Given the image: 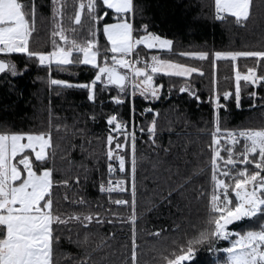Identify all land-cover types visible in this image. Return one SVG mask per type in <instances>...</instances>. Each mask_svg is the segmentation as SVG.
I'll list each match as a JSON object with an SVG mask.
<instances>
[{
	"label": "snow or ice",
	"instance_id": "obj_1",
	"mask_svg": "<svg viewBox=\"0 0 264 264\" xmlns=\"http://www.w3.org/2000/svg\"><path fill=\"white\" fill-rule=\"evenodd\" d=\"M213 6L216 19L231 16L244 27L255 15L264 17V0L259 4L256 0H213ZM44 8L49 10L50 50L42 45L43 33L38 27V22L45 19ZM110 12L115 14V22L105 19ZM144 12L142 0H48L47 4L41 0H0V74L16 77L29 70L27 63L16 62L13 57L17 54L44 66L48 73L53 68L69 71L79 65L91 66L95 72L88 82L50 75L38 79L65 90L86 89L87 99L93 104H102L98 92L115 85L122 95L111 96L110 100L123 104L139 93L149 102L143 112L153 116L147 127L138 125L133 103L127 121L116 114L104 117L109 128L103 141L107 179L99 181L98 191L105 196V203L87 198L86 192L79 194L85 191L94 170V163L85 161L98 163L91 147L94 133L89 127L98 119L95 111L61 117L48 99L42 128L21 130L0 121V264H195L194 258L201 250L224 254L223 258L215 255L212 264H264V126L225 128L220 114L221 109H227L229 99L241 107L242 80L245 85L264 87V66L259 74L257 67L264 61V47L211 53L213 89L208 99L214 102V116L211 127L197 135L210 137L205 147L213 187L206 214L193 224L192 200L205 198L206 194L201 192L197 197L195 188L191 193L188 189L203 172L196 163L203 149L193 151L192 134L176 132L171 126L169 132L177 141L170 139L165 147L159 137L160 110L151 107V102L170 98L174 88L200 101L202 97L189 78L193 74L203 76L204 69L171 58L168 54H174V41L150 31L148 23L137 30L135 19ZM100 35L106 38L104 45L100 44ZM141 45L156 51L142 57L138 50ZM175 54L199 60L210 57V52L204 50ZM241 57L253 58L256 64L244 72L236 66L234 90L221 93L215 61L235 62ZM158 75L169 77L167 87L162 80L157 82ZM173 78H181L183 83L177 85ZM98 83L102 87L98 88ZM247 95L264 100L256 91ZM176 119L184 118L177 115ZM137 132L148 133L144 143L149 151L138 150ZM76 151L79 160L74 156ZM58 159L63 162L60 167L56 166ZM146 181H151L154 188L149 190ZM230 189L235 198L229 194ZM70 190L78 193L75 199ZM148 191H152L151 197ZM159 203L169 206L172 224L152 231L138 227L141 215ZM120 206L129 209L126 217L119 211ZM246 219L260 222L243 232L229 227ZM117 222L130 224V246L114 243L115 233L99 231L102 225ZM65 240L71 248L63 246ZM220 240L230 241L229 246L218 247ZM122 248L127 249V256L122 255Z\"/></svg>",
	"mask_w": 264,
	"mask_h": 264
},
{
	"label": "trees",
	"instance_id": "obj_2",
	"mask_svg": "<svg viewBox=\"0 0 264 264\" xmlns=\"http://www.w3.org/2000/svg\"><path fill=\"white\" fill-rule=\"evenodd\" d=\"M42 3L47 4L48 0H41ZM259 4V0H256ZM145 6L143 16H137L135 19V27L139 30V26L143 23L149 24V30L164 35L174 41V54H168L171 58L180 61H187L193 64L200 65L204 69V75L199 76L193 74L189 78L195 89L198 90V95L202 97L197 101L190 93H180L175 88L172 90L171 97H162L158 101L151 102V107L160 110L158 124L161 131L159 132L160 142L167 147L169 140L177 141L175 135H171L169 127L171 126L176 132L187 131L192 134V139L195 143L192 145L193 151L203 149L201 157L196 161L203 168V172L197 177L192 188L188 189L191 193L193 188L196 189L197 197H200L201 192L206 194L205 198L192 200V210L190 219L195 224L204 217L208 208V197L211 195L212 182L211 171L208 167L209 151L205 147L210 140L206 134L197 135L200 130H207L211 127V122L214 116V102H209V96L213 89V68L211 53L215 51L227 50H260L264 47V17L255 15L244 27L235 22V19L229 16L226 20L216 19L214 17L213 0H142ZM45 19L38 22V27L41 28L43 35L40 37L41 43L49 50L51 43L48 36L47 14L48 8H44ZM107 22H115V14L110 12L109 17L105 18ZM67 22V20H66ZM41 25H43L41 27ZM142 35L143 32H140ZM100 44L104 45L106 38L103 35L99 36ZM139 52L146 57L149 53H154L156 50H146L140 48ZM189 50H204L210 52V57L206 60L185 58L175 53ZM19 65L27 63L29 70L22 75L12 77L11 75H2L0 77V121L7 125L21 129H36L44 127V121L47 119L46 108L48 99H51L52 107L56 113L61 117L71 118L74 114H84L90 111H95L97 114V121L90 124L91 132L94 133L92 150L98 157V163L88 160L86 163H94V170L89 177V183L84 186L85 191L80 192L84 195L86 192L87 198L91 200H99L100 203H105V196L98 191V183L101 179H107L106 158L104 156L103 141L106 137L109 128L105 122L104 117L109 114H116L118 119L129 120L132 116V105H135L136 123L147 127L153 116L151 113H144L143 109L149 106V102L145 101L139 93L134 98L130 97L125 103L117 104L110 100L111 96L122 95L115 87L106 86V90L102 93L98 92V99L102 104H93L87 99V90L82 88L62 89L59 86L50 85L46 78L50 75L52 78L67 79L74 82H88L93 76L95 69L87 65H79L69 71L57 70L53 68L51 73H48L44 66L28 61L22 54H17L13 57ZM217 68L215 70V78L218 80V86L221 93L226 90H234L235 87V71L236 66L241 72L247 70L256 64L253 58H238L237 61L219 59L216 60ZM261 66H264V61L258 65V74L261 71ZM157 82L162 80L166 87L169 82V77L166 75H158ZM173 83L177 85L183 83L181 78H173ZM242 85V100L241 107L237 108L234 101L229 99L227 101V109H221L222 126L229 129H239L243 127H261L264 126V108L261 104L264 100L259 97L251 98L247 95L249 91H256L260 97H264V87L260 85L252 86ZM102 87L98 83V88ZM56 92H61L57 96ZM222 98V103H223ZM253 105V107H249ZM177 115L184 119H176ZM171 122V125H170ZM187 125V127H185ZM99 137V140L96 139ZM137 147L138 150L149 151V145L144 143L148 141V133L137 132ZM54 138H56L54 133ZM142 138V139H141ZM184 138L181 137V142ZM74 156L79 160L80 153L76 151ZM174 159V156H173ZM185 159L182 157V160ZM191 160V157L187 158ZM61 160H57L56 166L62 165ZM191 166V165H190ZM183 170V169H182ZM122 175V174H120ZM227 182H230L227 177H224ZM149 190L154 188L151 181H146ZM64 190L61 189L62 193ZM71 196L75 199L78 194L75 190H70ZM229 194L235 198V193L229 190ZM115 196V193L113 194ZM147 195L152 196V191H148ZM122 198L127 199V194H121ZM138 196L140 194L138 193ZM64 204L61 195L56 197ZM143 200L144 197L140 196ZM110 207H117L115 205H106ZM119 211L126 217L129 209L127 206H120ZM172 212L175 209H171ZM174 217L170 214L169 206L166 203H159V206L148 213L141 215L138 222V227L147 231H152L155 228H164L172 224ZM260 221L253 219L252 221H238L234 222L229 227L236 231L248 230L250 226H255ZM185 230H190L185 225ZM99 231L104 233H115L114 243L124 244L130 246L131 228L128 222H117L114 224H104L99 228ZM173 231H175L173 229ZM171 234V233H170ZM147 239V237H142ZM230 241L220 240L218 247L224 248L229 246ZM65 248H71L72 245L68 241H64ZM121 253L127 256L129 253L127 249L122 248ZM215 255H220L223 258L224 254H211L206 250L198 252L194 258L195 264H212ZM143 259V257H141Z\"/></svg>",
	"mask_w": 264,
	"mask_h": 264
},
{
	"label": "rangeland",
	"instance_id": "obj_3",
	"mask_svg": "<svg viewBox=\"0 0 264 264\" xmlns=\"http://www.w3.org/2000/svg\"><path fill=\"white\" fill-rule=\"evenodd\" d=\"M144 47H145V46H144ZM140 48H141V47H140ZM140 48H139V50H141ZM145 48H146V47H145ZM146 49H147V48H146ZM140 55H141L142 57L147 58L142 52L140 53ZM17 76H18V75H17Z\"/></svg>",
	"mask_w": 264,
	"mask_h": 264
},
{
	"label": "water",
	"instance_id": "obj_4",
	"mask_svg": "<svg viewBox=\"0 0 264 264\" xmlns=\"http://www.w3.org/2000/svg\"><path fill=\"white\" fill-rule=\"evenodd\" d=\"M2 75H4V74H0V77L2 76ZM109 87H115V88H117V86H115V85H110ZM118 89V88H117ZM119 90V89H118Z\"/></svg>",
	"mask_w": 264,
	"mask_h": 264
},
{
	"label": "crops",
	"instance_id": "obj_5",
	"mask_svg": "<svg viewBox=\"0 0 264 264\" xmlns=\"http://www.w3.org/2000/svg\"><path fill=\"white\" fill-rule=\"evenodd\" d=\"M140 47H142V48L146 49V48H145L143 45L139 46V48H140ZM146 50H149V49H146Z\"/></svg>",
	"mask_w": 264,
	"mask_h": 264
},
{
	"label": "built area",
	"instance_id": "obj_6",
	"mask_svg": "<svg viewBox=\"0 0 264 264\" xmlns=\"http://www.w3.org/2000/svg\"><path fill=\"white\" fill-rule=\"evenodd\" d=\"M119 175H120V174H118V176H119ZM115 178H118V177H114V179H115Z\"/></svg>",
	"mask_w": 264,
	"mask_h": 264
}]
</instances>
